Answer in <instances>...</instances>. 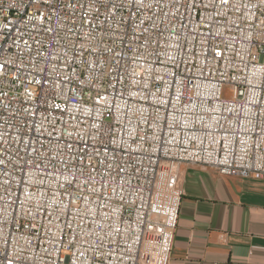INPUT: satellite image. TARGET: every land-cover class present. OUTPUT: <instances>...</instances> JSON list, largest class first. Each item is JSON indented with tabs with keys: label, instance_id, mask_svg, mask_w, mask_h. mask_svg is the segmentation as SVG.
<instances>
[{
	"label": "built area",
	"instance_id": "2783aa9c",
	"mask_svg": "<svg viewBox=\"0 0 264 264\" xmlns=\"http://www.w3.org/2000/svg\"><path fill=\"white\" fill-rule=\"evenodd\" d=\"M182 165L264 180V0H0V264H168Z\"/></svg>",
	"mask_w": 264,
	"mask_h": 264
},
{
	"label": "crops",
	"instance_id": "0c3cea01",
	"mask_svg": "<svg viewBox=\"0 0 264 264\" xmlns=\"http://www.w3.org/2000/svg\"><path fill=\"white\" fill-rule=\"evenodd\" d=\"M178 227L168 264H264V180L182 165Z\"/></svg>",
	"mask_w": 264,
	"mask_h": 264
}]
</instances>
